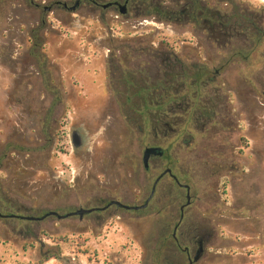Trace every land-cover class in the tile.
I'll return each mask as SVG.
<instances>
[{"label":"rangeland","instance_id":"obj_1","mask_svg":"<svg viewBox=\"0 0 264 264\" xmlns=\"http://www.w3.org/2000/svg\"><path fill=\"white\" fill-rule=\"evenodd\" d=\"M55 1L0 0V213L140 205L166 167L190 202L164 175L144 209L0 217V264H187L200 237L193 264H264V0Z\"/></svg>","mask_w":264,"mask_h":264},{"label":"flooded vegetation","instance_id":"obj_2","mask_svg":"<svg viewBox=\"0 0 264 264\" xmlns=\"http://www.w3.org/2000/svg\"><path fill=\"white\" fill-rule=\"evenodd\" d=\"M102 1H104V0H74L73 2H72V4H70V5H68L66 2H61V1H55V4L57 5V6H61V7H63L64 9H67V10H69V11H71V12H73V11H75V10H77L78 8H80L81 6H84V7H86L87 9H90V11H94V10H96L98 7H100L101 6V8L102 9H105V10H107V9H112V10H115V11H118L119 12V8H120V5H126L130 0H109V1H106V2H102ZM63 4H65V6H63ZM72 7V8H71ZM217 112H215L214 113V116H216V118H218V117H220V118H222L221 116H220V110L219 109H217L216 110ZM218 113V114H217ZM220 118H218V119H220ZM228 120H229V118H228ZM220 121V120H219ZM221 122H224V125L226 124V122H225V119H223ZM228 124H230V123H228ZM227 130H229L230 131V128H229V125H228V128H226ZM213 134H215V135H219L220 134V132H219V129L217 128V129H214V132H213ZM147 147H157L158 149H156V153H160V154H152L151 156H150V158H149V160L152 158V157H155V156H163L164 155V150L163 149H161L159 146H155V145H150V146H147ZM146 148V147H145ZM145 148H144V150H145ZM143 150V151H144ZM149 160H148V162H149ZM148 168V167H147ZM166 168H168V167H166ZM165 168V169H166ZM164 169V170H165ZM165 175H169V176H171L173 179H174V181L177 183V181H176V177L172 174V172L171 173H166ZM155 180V179H154ZM179 186H181L182 188H184L185 189V191H186V199H187V201H186V203L185 204H182L181 206H180V218L182 217V212H183V209H184V206H186V205H188L189 204V202H190V195H189V197H187V194L189 193V186H188V189L187 188H185L184 186H182V185H186V184H179V183H177ZM147 198V197H146ZM151 200V199H150ZM111 201H119V200H117V199H108L106 202H103L102 203V205L101 206H90V207H88V208H84V209H89V208H95V210L94 211H92V212H86V213H84V214H90V213H97V212H105V211H107L111 206H114V207H120V206H117L116 204H110V202ZM145 201V200H144ZM144 201H143V203H144ZM121 202V201H120ZM121 203H123V202H121ZM142 203V204H143ZM125 204V203H124ZM148 204H149V202H148ZM148 204H147V206H148ZM141 205V204H140ZM132 206V205H131ZM146 206V207H147ZM145 207V208H146ZM80 208H82V207H80ZM121 208V207H120ZM77 209H79V208H77ZM77 209H71V210H69V211H67V212H65V213H63V214H60V213H58L56 210H49L48 212H50V211H54V212H56L57 214H59V215H67V214H69V213H73V212H75ZM124 209V208H123ZM144 209V208H143ZM127 210V209H126ZM48 212H46V213H44L42 216H44V215H47L48 214ZM83 214V215H84ZM17 215H19V214H17ZM83 215L80 217L79 215H77V214H74V215H71V216H66V217H64V218H58L56 215H50V216H54V217H56V218H58V219H65V218H68V217H74V216H78L79 217V219H81L82 217H83ZM106 215H108V214H106ZM39 217H41V216H39ZM46 217H48V216H46ZM45 217V218H46ZM9 218V217H8ZM44 219V218H43ZM42 220V219H41ZM177 225H178V222L176 223V225L174 226V232H175V229H176V227H177ZM174 232H173V237H175V235H174ZM211 235L212 234H210V235H208L207 236V239L208 240H210V238H211ZM204 243H205V240L202 238V237H200V238H198L197 239V241H196V244H197V249H196V251H195V253L197 252V251H200V257H201V255H202V253H203V250H204ZM188 255V254H187ZM189 258H190V256L188 255V262H189ZM188 262H187V264H188ZM193 263H195V262H193ZM192 263V264H193Z\"/></svg>","mask_w":264,"mask_h":264},{"label":"water","instance_id":"obj_3","mask_svg":"<svg viewBox=\"0 0 264 264\" xmlns=\"http://www.w3.org/2000/svg\"><path fill=\"white\" fill-rule=\"evenodd\" d=\"M63 6H65V4H63ZM72 8V7H71ZM119 13L120 14H124L125 13V6L124 5H120L119 8ZM156 149H158L157 147H146L145 150L143 151L142 154V163L144 168L148 167V160L150 158V156L152 154H160V153H156ZM166 173H171V169L170 168H166L165 170H163L153 181L152 187H151V191L149 193V195L147 196V198L145 199L144 203L141 205H127L124 203H121L120 201H111L110 204H116L117 206H120L121 208L127 209V210H139V209H143L147 206L148 202L150 201V199L153 197L154 192H155V188H156V184L158 183V181L166 174ZM176 179V178H175ZM177 181V179H176ZM177 183H179L177 181ZM180 184V183H179ZM185 188L188 189V185H182ZM187 197H189V193L187 194ZM95 208H89V209H84V208H79L77 209L75 212L73 213H69L67 215H59L54 211H50L48 212L47 215L41 216V217H32V216H23V215H17V214H2L0 213V217L1 218H21V219H26V220H41L43 218H45L46 216H50V215H56L58 218H64L66 216H71L74 214L79 215L80 217L86 213V212H92L94 211ZM200 258V251H197L192 258H189V262L188 264H192L193 262L198 261V259Z\"/></svg>","mask_w":264,"mask_h":264},{"label":"trees","instance_id":"obj_4","mask_svg":"<svg viewBox=\"0 0 264 264\" xmlns=\"http://www.w3.org/2000/svg\"><path fill=\"white\" fill-rule=\"evenodd\" d=\"M154 8L157 9L156 6H154Z\"/></svg>","mask_w":264,"mask_h":264}]
</instances>
